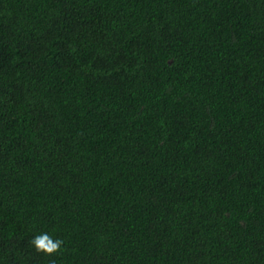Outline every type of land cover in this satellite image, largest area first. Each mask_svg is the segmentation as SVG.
Wrapping results in <instances>:
<instances>
[{
  "label": "trees",
  "instance_id": "1",
  "mask_svg": "<svg viewBox=\"0 0 264 264\" xmlns=\"http://www.w3.org/2000/svg\"><path fill=\"white\" fill-rule=\"evenodd\" d=\"M0 264H264V0H0Z\"/></svg>",
  "mask_w": 264,
  "mask_h": 264
},
{
  "label": "clouds",
  "instance_id": "2",
  "mask_svg": "<svg viewBox=\"0 0 264 264\" xmlns=\"http://www.w3.org/2000/svg\"><path fill=\"white\" fill-rule=\"evenodd\" d=\"M64 241L60 238H55L50 235L48 232H41L37 235H34L30 240V244L33 246L35 251L43 252L45 254H52L58 251Z\"/></svg>",
  "mask_w": 264,
  "mask_h": 264
}]
</instances>
